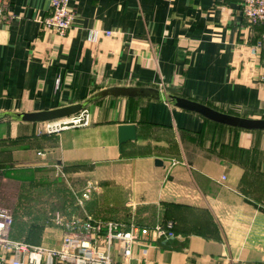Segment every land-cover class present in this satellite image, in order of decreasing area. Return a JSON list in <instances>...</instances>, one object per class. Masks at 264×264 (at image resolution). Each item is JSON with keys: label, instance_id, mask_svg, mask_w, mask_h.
I'll return each instance as SVG.
<instances>
[{"label": "crops", "instance_id": "1", "mask_svg": "<svg viewBox=\"0 0 264 264\" xmlns=\"http://www.w3.org/2000/svg\"><path fill=\"white\" fill-rule=\"evenodd\" d=\"M72 7L76 21L61 38L42 22L49 0H7L0 169L56 159L63 172L90 175L111 217L144 227L174 222V238L139 244L130 264H264V130L176 103L263 121L264 50L251 49L264 26L248 21L241 0H72ZM91 30L99 32L95 43ZM113 89H152L159 98L106 96L86 108L90 126L58 135L15 117ZM125 125L136 126L137 140L120 149ZM90 201L83 216L96 218L98 202ZM60 239L30 244L55 247ZM114 262L125 264L119 246Z\"/></svg>", "mask_w": 264, "mask_h": 264}, {"label": "built area", "instance_id": "2", "mask_svg": "<svg viewBox=\"0 0 264 264\" xmlns=\"http://www.w3.org/2000/svg\"><path fill=\"white\" fill-rule=\"evenodd\" d=\"M49 1L50 14L42 22L48 30L64 38L70 34L77 17L72 0ZM6 3L7 0H0V22L6 17ZM241 10L249 22L264 25V0H241ZM110 35V32L106 33V36ZM98 37L99 32L91 30L88 40L95 43ZM261 48L264 50V34L259 45L251 49V54L256 55ZM90 125L91 117L86 110L62 121L44 123L41 133L58 135L64 130ZM94 191H97V187L89 183L78 199L82 208ZM14 223L13 214L0 209V264H44L47 259L59 264H114L117 246L122 247L123 262L130 264L134 248L139 244L170 240L176 234L172 221L165 225L144 227L135 223L96 219L89 215L65 217L57 214L56 225L64 234L55 247H47L13 239L10 234Z\"/></svg>", "mask_w": 264, "mask_h": 264}, {"label": "rangeland", "instance_id": "3", "mask_svg": "<svg viewBox=\"0 0 264 264\" xmlns=\"http://www.w3.org/2000/svg\"><path fill=\"white\" fill-rule=\"evenodd\" d=\"M5 120L17 121L14 118ZM39 158V163L34 167L14 164L0 169V207L9 209L14 216L11 237L24 242L59 240L64 231L56 225L57 214L65 217L83 216L85 208L90 210L78 203L88 183L93 181L90 175L63 172L57 166L56 159ZM100 198L99 190L94 191L89 203L92 206L98 202L97 211L100 213L95 215L96 218L124 221L123 215L111 217ZM119 250L122 252V247Z\"/></svg>", "mask_w": 264, "mask_h": 264}, {"label": "water", "instance_id": "4", "mask_svg": "<svg viewBox=\"0 0 264 264\" xmlns=\"http://www.w3.org/2000/svg\"><path fill=\"white\" fill-rule=\"evenodd\" d=\"M129 96V97H143V98H159V93L152 89H113L100 92L91 97L84 104H76L66 106L51 111L37 112V113H21L16 114V118L24 123L29 124H44L62 121L81 114L86 108L106 96ZM176 103L180 108L197 112L207 119L223 123L229 126L238 127L244 130H264V120H247L239 117H234L226 114L216 112L202 104L191 102L185 99H176ZM119 147L130 141L137 140V128L134 125L120 126L118 129ZM161 163V162H160Z\"/></svg>", "mask_w": 264, "mask_h": 264}, {"label": "trees", "instance_id": "5", "mask_svg": "<svg viewBox=\"0 0 264 264\" xmlns=\"http://www.w3.org/2000/svg\"><path fill=\"white\" fill-rule=\"evenodd\" d=\"M264 26V25H263ZM2 178V177H1ZM1 178H0V181H1ZM0 201H2V199H0ZM0 209H6V208H2V207H0ZM6 210H8V211H10L9 209H6ZM11 212V211H10ZM12 213V212H11ZM122 222H127V223H135V221H122ZM15 224V223H14ZM12 236V235H11ZM15 238V240H17L16 239V237H14ZM20 241V240H19ZM29 243H31V241H28ZM114 264H115V262H114Z\"/></svg>", "mask_w": 264, "mask_h": 264}]
</instances>
